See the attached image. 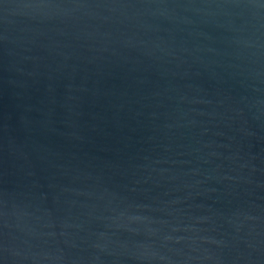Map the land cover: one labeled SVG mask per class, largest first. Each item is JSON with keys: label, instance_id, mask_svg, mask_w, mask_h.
<instances>
[{"label": "water", "instance_id": "water-1", "mask_svg": "<svg viewBox=\"0 0 264 264\" xmlns=\"http://www.w3.org/2000/svg\"><path fill=\"white\" fill-rule=\"evenodd\" d=\"M0 264H264V0H0Z\"/></svg>", "mask_w": 264, "mask_h": 264}]
</instances>
